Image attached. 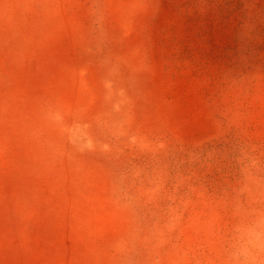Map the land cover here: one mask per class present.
Wrapping results in <instances>:
<instances>
[{"label": "rangeland", "instance_id": "374dc122", "mask_svg": "<svg viewBox=\"0 0 264 264\" xmlns=\"http://www.w3.org/2000/svg\"><path fill=\"white\" fill-rule=\"evenodd\" d=\"M0 264H264V0H0Z\"/></svg>", "mask_w": 264, "mask_h": 264}]
</instances>
